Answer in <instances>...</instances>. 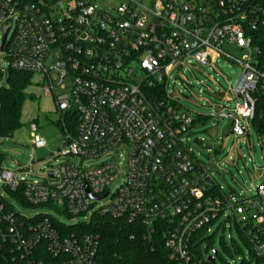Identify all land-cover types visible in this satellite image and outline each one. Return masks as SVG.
<instances>
[{
  "label": "built area",
  "instance_id": "obj_1",
  "mask_svg": "<svg viewBox=\"0 0 264 264\" xmlns=\"http://www.w3.org/2000/svg\"><path fill=\"white\" fill-rule=\"evenodd\" d=\"M0 33L8 73L39 75L59 122L76 124L56 155L71 162L49 183L0 170L2 191L21 188L46 212L30 218L5 196L22 212L0 205V263L99 264L98 237L56 221L98 216L139 225L150 241L160 234L172 264H210L200 243L229 210L250 264H264V180L254 197L228 201L184 145L195 118L150 93L165 91L185 61L224 59L241 68L231 89L238 118L251 121L257 109L264 117V0H0ZM31 129L32 147L44 148ZM91 161L101 164L85 170Z\"/></svg>",
  "mask_w": 264,
  "mask_h": 264
},
{
  "label": "rangeland",
  "instance_id": "obj_2",
  "mask_svg": "<svg viewBox=\"0 0 264 264\" xmlns=\"http://www.w3.org/2000/svg\"><path fill=\"white\" fill-rule=\"evenodd\" d=\"M225 51L240 60L241 54L237 50L230 48ZM187 62L168 74L164 83L165 96L177 102L190 117L197 119L183 139L193 157L191 160L198 161L205 168L221 195L233 204H238L247 197H254L255 189L264 180V136L256 132L249 120L244 122L235 113L231 89L241 68L224 59H217L213 67ZM0 68L4 71L0 77L1 89L6 86V60L0 62ZM30 82L25 91L26 100L21 107V127L11 138L0 140V170L13 173L17 181L23 178L26 182L47 184L50 182L47 175H54L61 165L71 160L68 157H56L66 151V146L64 136L56 126L59 115L54 99L42 93L39 75H32ZM219 114L231 118H220ZM236 122L238 127L246 130L244 134H230ZM33 125L37 128L35 134L45 142L44 148L34 149L31 145ZM30 161H33L31 170L28 168ZM99 164L101 162L91 161L84 168L91 170ZM1 187L0 196L5 197ZM13 208L17 213L22 212L16 205ZM43 214H46L43 209L26 210L30 218ZM228 216L229 210L210 227L211 233L207 240L200 243L203 257H212L214 264H250L248 248L233 218L226 219ZM56 221L66 227L88 223L82 217L72 219L61 216Z\"/></svg>",
  "mask_w": 264,
  "mask_h": 264
},
{
  "label": "trees",
  "instance_id": "obj_3",
  "mask_svg": "<svg viewBox=\"0 0 264 264\" xmlns=\"http://www.w3.org/2000/svg\"><path fill=\"white\" fill-rule=\"evenodd\" d=\"M31 77V74L23 72L11 71L7 74L6 86L0 89V139L11 138L21 127V107L26 100L25 91L31 83ZM150 93L152 95L154 93L158 99H165L162 85ZM196 121L197 119L194 123ZM250 122L256 132L264 136V117L258 109ZM56 126L62 135L66 131L72 137L75 136L76 124L72 117L66 115L62 122L56 123ZM4 192L13 203L25 209L34 208L24 201L21 188L14 192L5 189ZM7 198L0 197V205H3L7 212H11L14 210L13 204ZM63 227L69 232L93 234L98 237L99 264H172L167 259L160 234L154 235L150 241L144 237V229L139 225L95 216L88 223Z\"/></svg>",
  "mask_w": 264,
  "mask_h": 264
},
{
  "label": "water",
  "instance_id": "obj_4",
  "mask_svg": "<svg viewBox=\"0 0 264 264\" xmlns=\"http://www.w3.org/2000/svg\"><path fill=\"white\" fill-rule=\"evenodd\" d=\"M6 34L4 35L5 38ZM218 117L220 118H228L230 119L231 116L225 115V114H219ZM244 128L238 127L237 122L235 123L234 127L232 128L230 134H237V135H242L244 134ZM213 254H216V252L212 251ZM208 261L210 262V264H214V259L212 257L208 258Z\"/></svg>",
  "mask_w": 264,
  "mask_h": 264
}]
</instances>
